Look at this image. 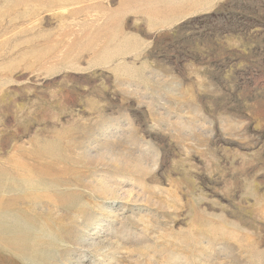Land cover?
Segmentation results:
<instances>
[{"label": "rangeland", "instance_id": "1", "mask_svg": "<svg viewBox=\"0 0 264 264\" xmlns=\"http://www.w3.org/2000/svg\"><path fill=\"white\" fill-rule=\"evenodd\" d=\"M0 264H264V0H0Z\"/></svg>", "mask_w": 264, "mask_h": 264}]
</instances>
